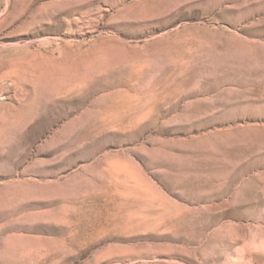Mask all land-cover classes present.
Returning <instances> with one entry per match:
<instances>
[{
  "label": "rangeland",
  "instance_id": "1",
  "mask_svg": "<svg viewBox=\"0 0 264 264\" xmlns=\"http://www.w3.org/2000/svg\"><path fill=\"white\" fill-rule=\"evenodd\" d=\"M0 264H264V0H0Z\"/></svg>",
  "mask_w": 264,
  "mask_h": 264
}]
</instances>
